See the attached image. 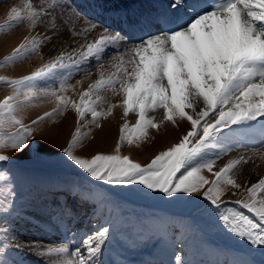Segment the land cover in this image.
Returning a JSON list of instances; mask_svg holds the SVG:
<instances>
[{"label": "snow or ice", "instance_id": "6c2138e0", "mask_svg": "<svg viewBox=\"0 0 264 264\" xmlns=\"http://www.w3.org/2000/svg\"><path fill=\"white\" fill-rule=\"evenodd\" d=\"M181 4L182 0H176L172 7ZM59 7L66 5L48 0L37 9L27 0L23 8H11L8 22L0 25V33L25 20L35 28L45 17H50L55 32L59 26L55 12ZM95 27L93 24L83 32ZM120 40L119 34L105 28L98 39L71 52H61L29 75L0 76V83H6L12 90L11 95L0 100V149L23 151L33 138L34 125L63 115L71 108L77 114V126L64 154L94 180L110 185H141L166 197L202 194L217 208L229 187L242 189L233 193L240 196L234 201L239 207L227 208L219 213L218 219L239 238L264 247V177L250 186L242 185L236 174L239 166L251 157L241 155L213 171L220 156L206 158L205 151L224 129L250 126L252 121L264 118V0H214L207 9L193 10V16L185 23L115 50L109 70L99 63V78L80 93L79 102L69 97L67 92L76 88L67 83L71 69H79L91 59L101 61L107 48ZM40 46L39 34L25 37L0 66L25 58ZM65 70H69L67 74ZM87 75L90 73L86 72ZM57 76L61 77L58 90L37 87L38 81ZM82 83L77 81L78 85ZM107 92L121 96L120 103H110L103 95ZM43 99L54 100L56 106L26 125L20 114ZM199 100L203 107L196 111ZM116 107L122 108L125 118L134 113L137 120L130 127L125 119L114 152L97 153L91 158L76 155L75 149L91 131L83 132L82 128L91 124L99 127L98 122L111 116ZM157 109L164 110L159 123L149 115ZM188 109H192L191 114ZM86 116L91 117L87 124L83 123ZM177 120L190 122L191 131L149 163L142 165L121 155L124 144L139 146L148 138L149 129L158 130L165 121L176 125ZM253 155L264 160V152L254 151ZM9 159L8 155L0 154V161ZM205 170L213 174V180L203 174ZM5 179L6 175L0 172V181ZM109 239L110 227L102 226L81 240L83 251L79 247L70 251L67 244H62L48 247L40 254L56 257L53 264H99L98 257Z\"/></svg>", "mask_w": 264, "mask_h": 264}, {"label": "rangeland", "instance_id": "374dc122", "mask_svg": "<svg viewBox=\"0 0 264 264\" xmlns=\"http://www.w3.org/2000/svg\"><path fill=\"white\" fill-rule=\"evenodd\" d=\"M26 2L27 0H0V25L8 22L12 7L23 8ZM31 2L39 9L48 0H31ZM175 2L176 0H100L94 9L97 6L107 8L112 3L113 7L123 6L124 8L134 3H149L158 11H166L168 7L172 14L176 12L177 7H172ZM59 3L66 7L56 9L55 15L59 26L55 32L51 27L50 17H45L43 22L38 23L35 28H31L29 22L25 20L0 33V63L12 54L25 37L37 34L41 37V46L38 51L14 63L0 66V76L19 78L29 75L61 52H71L73 49H79L83 44L98 39L107 28L105 18L97 19L96 16H100L98 11L96 16L94 15L91 9L92 2L59 0ZM191 3L182 0L180 9L190 13ZM138 14L144 18L155 19L153 11L146 12L140 9ZM93 24L96 26L93 30L83 32V29ZM130 27L129 24L128 32L135 29ZM138 29L140 30L141 27ZM111 33L116 34L112 31ZM129 45L121 38L118 44L107 48L101 61L91 59L81 64L79 69H71L72 74L67 83L76 85V88L74 92L69 90L67 95L79 102L80 93L99 78V63H103L105 69L109 70L114 51ZM67 71L69 70H65V74ZM86 72L90 75L86 76ZM77 81H83L82 85H78ZM60 83L61 77L57 76L54 79L38 81L37 87H51L58 90ZM11 92V88L6 83H0V100L11 95ZM103 95L110 103L118 104L121 101V96H112L110 92ZM196 103L199 104L197 107L200 110L203 102ZM55 106L54 100L43 99L34 105L27 106L20 115L26 125H31L33 120L43 116L45 112H50ZM156 111L150 112L149 115L155 117L156 122L159 123L163 120L164 110ZM187 111L192 113L191 109ZM132 114L135 115L130 113L125 118L122 108L116 107L111 116L98 122L99 127L91 124L82 128L83 132H88L90 129V135L85 136L81 145L75 149V154L86 158H91L97 153L112 154L119 141L120 127L125 119L129 121L130 127L136 122L137 116L130 117ZM111 117L114 125L108 127L107 123ZM214 118L215 114H212L213 122ZM90 119V116H86L83 123L87 124ZM262 120L259 118L252 121L250 126L233 125L220 133L216 141L205 150L206 158L216 157L218 154L220 156L213 171L219 170L229 160L243 155L251 159L239 166L236 174L237 182L250 186L264 177V172L261 170L254 172L251 169V172H247L252 163L258 158L261 159L259 155H253V152L260 150L264 152V138H260L262 133L260 134L259 130L262 126L264 127ZM76 126L77 114L69 108L63 115L45 119L34 125L33 138L23 151L11 148L0 149V154L10 157L8 161H0V172L6 175V179L0 181V264H53L56 257L40 253L45 252L48 247L62 244H67L70 251H75L78 247L83 251L81 240L102 226L110 227V239L98 257L99 264H129L131 256H142L147 251L153 252L155 248L165 256L163 263L158 264H192L204 256V253L211 255L214 249L223 254L219 256L221 264L224 261L228 264H239V262L264 264V247L251 245L248 241L239 238L218 219L220 212L227 208L239 207L234 201L240 196L233 193L242 192V189L229 187L217 208L202 194H177L174 197H166L162 193L152 192L141 185H110L96 181L64 154V149L70 142ZM188 131H191V125L187 120H177L176 125L165 121L158 130L149 129L148 138L139 143V146L135 143L124 144L121 147V155H127L145 165L159 152L179 143ZM248 140L254 145L249 146ZM203 174L209 180L214 179L213 174L207 170ZM42 175L49 181L43 184L48 187L47 190L37 187V182L42 180ZM55 182L59 188L50 192L49 188ZM50 193L56 196L53 197L49 195ZM7 205L10 207L4 211ZM243 211L247 214L246 210ZM190 215L193 217L190 218ZM211 218H215L217 222L214 220L208 222ZM165 220H170V224L166 227L162 225ZM194 222L199 228L197 232ZM179 223L184 226V229H179ZM164 230L169 232L168 239L161 238ZM189 233L191 242L195 246L192 255L187 254L191 252L188 244ZM204 233L208 237L202 242L198 236ZM211 239L227 242V245L234 244L240 248L236 250L237 255L245 256V260L241 261L239 257L233 260L232 255L224 252L220 244L212 243ZM159 245L162 247L159 248Z\"/></svg>", "mask_w": 264, "mask_h": 264}, {"label": "bare ground", "instance_id": "6f19581e", "mask_svg": "<svg viewBox=\"0 0 264 264\" xmlns=\"http://www.w3.org/2000/svg\"><path fill=\"white\" fill-rule=\"evenodd\" d=\"M109 2V1H108ZM104 3H106V2H104ZM105 5V4H104ZM112 5H113V3H112ZM1 6V5H0ZM125 6V5H124ZM103 7V6H102ZM108 8V7H107ZM199 11H201V10H197L196 12H199ZM129 15H131L130 13H129ZM83 19V18H82ZM81 19V20H82ZM87 21V20H86ZM84 22V21H83ZM85 23V22H84ZM83 25V24H82ZM139 27H143V23H141L140 24V26ZM82 28V27H81ZM127 28H129V25L127 26ZM131 28V27H130ZM131 29H133V28H131ZM78 32H79V30H78ZM99 32H101V31H99ZM111 32V31H110ZM96 33H97V31H96ZM116 33V32H115ZM96 35V34H95ZM101 35V34H100ZM58 38V37H57ZM55 40V39H54ZM96 40V39H95ZM124 44V43H123ZM120 45V44H119ZM123 47V46H122ZM59 50V49H58ZM105 62H106V60H105ZM89 63V62H88ZM92 63V62H91ZM95 69V68H94ZM96 70V69H95ZM94 71V70H93ZM97 72V71H96ZM95 73V72H94ZM84 77V76H83ZM74 83V82H73ZM200 101H202V100H199V101H197V102H200ZM119 104V103H118ZM197 105H199V104H195V107H196V111H199V109H198V107H197ZM192 110V109H191ZM119 111V110H118ZM157 112V111H156ZM157 114V113H156ZM162 114V113H161ZM132 116H135V115H131L130 117H132ZM263 120H262V122H264V118H262ZM137 120V119H136ZM113 120H112V117L110 118V120H109V122L107 123V125H108V127H113ZM105 130V129H104ZM261 132H260V134L262 133V132H264L263 130H261V128L259 129ZM105 132H107L106 130H105ZM109 132H111V131H109ZM248 134H249V132H248ZM104 135V134H103ZM246 135V134H245ZM110 136V135H109ZM264 136V135H263ZM112 137V136H111ZM248 137H250V134L248 135ZM112 139V138H111ZM110 140V139H109ZM245 141H246V139H245ZM250 144V145H249ZM248 145L249 146H251V145H254V144H252L249 140H248ZM261 146V145H260ZM254 151V150H253ZM261 151V150H260ZM257 156V155H256ZM259 157V156H258ZM257 159V158H256ZM255 159V160H256ZM250 161V160H249ZM248 161V162H249ZM251 163H249V165H250ZM243 165V164H242ZM246 165H248V164H246ZM242 167V166H241ZM249 168H250V170H247V172H251L252 170H254V172H255V170H261V171H263L264 172V160H262V159H257V161H255L254 163H252L250 166H249ZM252 169V170H251ZM248 178V177H247ZM29 199V198H28ZM29 208V207H28ZM36 242V241H35ZM50 244V243H49ZM38 245V244H37ZM28 247V246H27ZM38 252V251H37Z\"/></svg>", "mask_w": 264, "mask_h": 264}]
</instances>
